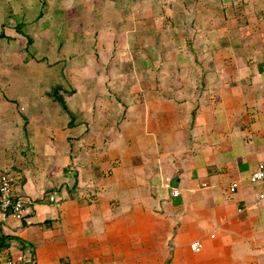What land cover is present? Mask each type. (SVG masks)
<instances>
[{
  "label": "crops",
  "instance_id": "1",
  "mask_svg": "<svg viewBox=\"0 0 264 264\" xmlns=\"http://www.w3.org/2000/svg\"><path fill=\"white\" fill-rule=\"evenodd\" d=\"M139 1L0 0V253L264 264V0Z\"/></svg>",
  "mask_w": 264,
  "mask_h": 264
},
{
  "label": "built area",
  "instance_id": "2",
  "mask_svg": "<svg viewBox=\"0 0 264 264\" xmlns=\"http://www.w3.org/2000/svg\"><path fill=\"white\" fill-rule=\"evenodd\" d=\"M250 180L259 186V194L257 197V204L264 201V163H259L255 170L251 173ZM178 190L173 191V195L177 196ZM55 196L51 195V200ZM0 207L4 210H11L12 214L21 219L24 214V202L15 197L11 180L6 176H0ZM203 247L201 242L192 244V249L200 251ZM26 262V255L18 253L14 255H3L0 253V264H24Z\"/></svg>",
  "mask_w": 264,
  "mask_h": 264
},
{
  "label": "rangeland",
  "instance_id": "3",
  "mask_svg": "<svg viewBox=\"0 0 264 264\" xmlns=\"http://www.w3.org/2000/svg\"><path fill=\"white\" fill-rule=\"evenodd\" d=\"M141 1V0H140ZM139 1V2H140ZM169 2L170 3H173V1H171V0H169ZM8 10L11 8V4H9L8 6ZM119 10H121V9H119ZM129 10H133V9H126V10H121V11H129ZM89 12H93V8H90L89 10H88ZM90 16H92V17H94V14L92 13Z\"/></svg>",
  "mask_w": 264,
  "mask_h": 264
}]
</instances>
